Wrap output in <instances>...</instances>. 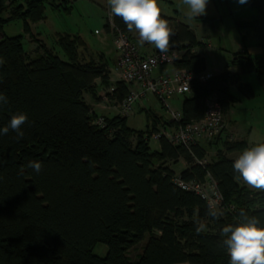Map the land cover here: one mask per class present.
Instances as JSON below:
<instances>
[{
	"label": "trees",
	"instance_id": "1",
	"mask_svg": "<svg viewBox=\"0 0 264 264\" xmlns=\"http://www.w3.org/2000/svg\"><path fill=\"white\" fill-rule=\"evenodd\" d=\"M26 3L14 14L23 17L25 32L32 35L29 22L43 20L45 3ZM247 4L257 15L237 19L236 26L252 31L264 49V0ZM162 15L175 33L169 48L183 51L174 63L176 70L207 72L205 57L193 51L199 44L195 31ZM5 22L0 18V33ZM113 22L115 29L109 20L104 26L108 34L115 37L119 29L132 36L120 17L113 16ZM55 39L66 60L45 45L39 44L37 53L26 52L22 35L0 41V93L8 99L0 106V129L13 114L28 117L22 139L11 129L0 134V264H229L222 228L237 223L242 212L264 222V191L238 180L233 169L237 157H229L242 154L247 144L224 134L214 143L195 146L193 153L166 138L159 140V150H152L149 136L159 124L146 137L129 129L127 116L120 113L129 94L127 83L119 79L105 97L108 104L118 105L119 113L112 118L98 116L86 102V94L102 100L97 80L109 85V63L103 55L98 60L90 55L78 34ZM233 61L243 73H263L247 51ZM234 85L247 98L255 96L252 85L230 71L207 82L193 81L184 98L182 123L201 120L212 95L228 112L238 99L230 90ZM100 118L105 127L97 124ZM218 143L217 160L207 167L197 164L207 159V147ZM32 161L41 163L39 173L27 167ZM179 161L188 166L177 174L171 164ZM208 175L218 182L224 199L225 207L217 209L223 213L219 219L208 215L206 200L175 183L178 176L204 183ZM197 222L203 225L199 233ZM144 242L133 260L130 252ZM99 244L108 246L105 257L94 253Z\"/></svg>",
	"mask_w": 264,
	"mask_h": 264
},
{
	"label": "rangeland",
	"instance_id": "2",
	"mask_svg": "<svg viewBox=\"0 0 264 264\" xmlns=\"http://www.w3.org/2000/svg\"><path fill=\"white\" fill-rule=\"evenodd\" d=\"M26 1L0 0V18L6 21L0 33V41L6 37L22 35L26 52H32L31 50L38 44V41L33 39L42 38L49 48L54 50L61 59L66 60L64 52L56 44V34L54 33L56 31H64L83 34L85 37L83 39L90 46V50H93L89 54L97 60L103 55L113 72V58L118 54L114 37L110 34L106 36L91 33V30L94 32V29L104 27L109 19L107 0H93L92 8L98 21L95 20L94 15L86 7L81 5L80 0H44L43 20L37 23L28 21L33 36L25 32V20L23 17L15 16L14 14L15 8L26 7ZM158 3L162 14L173 18L177 22L193 27L199 43L196 47L197 51L205 57L209 72L217 74H222L226 71L238 73L241 75V83L252 84L255 92L253 98H247L239 89L234 90L235 87L237 88L236 85L231 87V93L240 100L237 99V101L234 100L231 103L227 117L240 122L237 123L240 128V131H238L240 135H235V139L246 140V149L264 142V49L258 46L252 31L247 29L240 31L236 26L237 19L249 20L257 15V11L249 7L247 3L240 4L237 0H209L206 14L189 20L185 15L187 7L182 4V0H158ZM242 34L246 36L245 41L242 40ZM133 39L135 41V38ZM99 42L105 44L103 45L105 48L104 54L101 51H97L101 50L99 49ZM242 51H247V54L260 62L261 71H263L261 76L255 72L243 73L241 67L235 64L233 61L234 56ZM149 99L152 100V106L157 112H163L164 107H162L158 99L152 96ZM85 100L89 105L93 101L89 94L85 95ZM147 104L148 102L145 103V105ZM170 105L174 109L177 107L172 100ZM233 105L235 106L234 109H232ZM232 110L234 111L233 113ZM95 113L98 116L110 118L116 116L114 112L110 111L108 113V111L101 109H96ZM151 119L145 109L138 108L133 115L127 117L126 123L129 129L143 132L147 137ZM231 133L234 134L233 132ZM219 144L207 147L209 163L217 160L218 147H221ZM150 147L154 151L159 150V141L150 140ZM187 166L184 161L171 164L177 174ZM107 252L108 246L105 244H99L94 249V253L100 257H105ZM131 254L135 257L136 252Z\"/></svg>",
	"mask_w": 264,
	"mask_h": 264
},
{
	"label": "built area",
	"instance_id": "3",
	"mask_svg": "<svg viewBox=\"0 0 264 264\" xmlns=\"http://www.w3.org/2000/svg\"><path fill=\"white\" fill-rule=\"evenodd\" d=\"M108 15V20L115 29L109 6ZM114 40L118 52L115 73L129 86V94L120 105L121 115L127 117L133 115L149 97L153 96L160 101L170 117L168 122H163L155 128L149 136L150 140L159 141L166 138L173 144L184 146L193 153L195 146L203 142L214 143L220 136L227 134L226 116L217 96L212 95L206 100L204 117L190 124H183L182 111H177L170 105L174 96H185L191 93L193 81L207 82L215 75L210 72L196 75L186 70H176L173 74L157 79L154 77V71L157 68L173 66L175 61L182 57L183 51L178 48H169L167 53H161L159 50L154 53H144L132 36L119 29L115 31ZM97 124L105 127L104 119H98ZM197 164L207 167L209 162L208 159H203L197 160ZM175 183L182 190L202 197L209 206L216 209L225 207L218 182L211 175L207 176L204 183L196 180L186 181L179 176L175 178ZM228 208L234 210L235 206L229 205Z\"/></svg>",
	"mask_w": 264,
	"mask_h": 264
},
{
	"label": "clouds",
	"instance_id": "4",
	"mask_svg": "<svg viewBox=\"0 0 264 264\" xmlns=\"http://www.w3.org/2000/svg\"><path fill=\"white\" fill-rule=\"evenodd\" d=\"M237 2L245 4L248 0ZM107 3L111 15L120 17L129 32L138 33L141 45L148 43L161 53L168 52L175 33L169 21L163 18L158 0H107ZM208 3L209 0H182L189 20L206 14ZM7 103V97L0 93V106ZM27 119L24 113L13 114L8 125L0 129V134H7L11 129L16 132L17 140L22 139L24 133L21 127ZM27 167L39 173L42 165L32 161ZM233 169L238 174V180L249 188L264 191V142L244 150L234 160ZM208 215L219 219L223 213L209 206ZM202 228L203 225L198 223L197 232ZM221 236L222 245L230 258L229 264H264V222L259 217L242 212L237 223L222 228Z\"/></svg>",
	"mask_w": 264,
	"mask_h": 264
},
{
	"label": "crops",
	"instance_id": "5",
	"mask_svg": "<svg viewBox=\"0 0 264 264\" xmlns=\"http://www.w3.org/2000/svg\"><path fill=\"white\" fill-rule=\"evenodd\" d=\"M80 2H81V5H83V7H86L88 10H89V12H91V14L92 15H94V17H95V20H97L96 19V16H95V13H94V10H93V0H80ZM98 21V20H97ZM105 26V25H104ZM192 29H193V27L192 26H190ZM92 29V28H91ZM194 30V29H193ZM64 33H67V32H59V31H56L54 34H56V35H58V34H64ZM70 34H74V33H71V32H69ZM91 33L92 34H98V35H108V33L105 31V29H104V27H102V28H96V29H94V32H92V30H91ZM32 35H33V33H32ZM78 35H80V36H82V37H84L83 36V34H78ZM111 35V34H110ZM132 37L133 38H135V43L137 44V46L139 47V49L142 51V52H144V53H154V52H156V51H158V49H156L153 45H151V44H148V43H145V44H143V45H141L140 43H139V36H138V33H135V32H133V34H132ZM85 38V37H84ZM33 40H36V41H38V44L36 45V47L35 48H33L31 51L33 52V53H37L36 51L38 50V48H39V44L40 45H45L48 49H50L48 46H47V44L45 43V42H43V40H42V38H35V39H33ZM134 40V39H133ZM86 42V41H85ZM103 45H105L104 43H102V42H99V49H101V50H97V51H101L103 54L105 53V48L103 47ZM94 50H96L95 48H93ZM98 49V48H97ZM87 50H88V53H91V52H93V50H90V46H88L87 45ZM42 51V50H41ZM194 52H197L198 53V51H197V48H194V50H193ZM40 52V51H39ZM243 52V51H242ZM41 53V52H40ZM91 55V54H90ZM201 55V54H200ZM117 61H118V54H117V56H115L114 58H113V62H114V66H113V72L111 71V68L109 67V71H110V82H109V85H102V81L99 79V80H97L96 81V83H97V85H98V87H99V89H98V96L99 97H101L102 98V100L101 101H96V100H94L93 99V97H92V103L90 104L91 106H92V108H93V110L94 111H96V109H101V110H105V111H108V113L111 111V112H114V113H116V115L119 113V110H118V105H116L115 103H110V104H108V102H107V100H106V95L108 94V93H112L114 90H115V86H114V83H116L117 81H119V78H118V76L116 75V73H115V66H116V63H117ZM176 71V68H175V66L173 65V66H167V67H165V68H157L155 71H154V77L155 78H160V77H162V76H164V75H167V74H173L174 72ZM207 72H209L208 71V67H207ZM211 73V72H210ZM213 75H216V76H218V75H220L219 73L217 74V73H212ZM244 84H250V83H244ZM252 85V84H251ZM253 87V86H252ZM237 89H239L238 88V86H237V88L235 87L234 88V90H237ZM153 97V96H152ZM151 98V97H150ZM156 98V97H155ZM184 98H185V96H179V95H176V96H174L171 100L174 102V104L177 106V107H175V110H177V111H182V108H183V102H184ZM157 99V98H156ZM238 100H240L239 98H238ZM158 101V100H157ZM237 101V100H236ZM148 102V104L147 105H145V103H147ZM160 102V101H159ZM241 102H242V100H241ZM153 105V102H152V100H150L149 98L143 103V105L141 106V107H139V108H143V109H145L148 113H149V115L151 116V122L149 123V127L151 128V129H153V126H154V123H157V125L158 124H161V123H163V122H167V121H169L170 120V117H169V115H167V113L166 112H164V109H163V112H157V110H155V108L152 106ZM150 107V108H149ZM163 107V106H162ZM235 108V106L233 105V107H232V109H234ZM229 111L230 110H228V112H226L225 113V116H226V121H227V134L229 135V136H231L232 137V139L234 140V141H236V142H247L246 140L244 141V140H242V141H240L239 139L237 140V139H235V135H240L239 133H238V131H240V128H239V126H238V124L237 123H240L238 120H232L231 118H228L227 117V114L229 113ZM234 111L232 110V113H233ZM231 124V125H230ZM237 125V127H235ZM231 126V127H230ZM232 129V130H231ZM231 132H233L234 134H232ZM206 147V146H205ZM222 147V146H221ZM208 153V152H207ZM241 153L240 152H238V153H232V154H229V157L230 158H236V157H238L239 155H240ZM144 246H145V242L144 243H142V244H140L136 249H133L131 252H130V257H133V260H136V259H138V256L142 253V251H143V248H144ZM132 252H136V254H135V257L134 256H132L133 254H131ZM178 264H190V263H178Z\"/></svg>",
	"mask_w": 264,
	"mask_h": 264
}]
</instances>
